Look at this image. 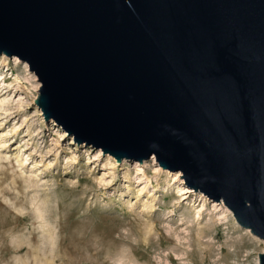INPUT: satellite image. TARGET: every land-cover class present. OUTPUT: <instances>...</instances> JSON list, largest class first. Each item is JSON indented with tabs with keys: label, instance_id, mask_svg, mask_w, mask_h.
I'll use <instances>...</instances> for the list:
<instances>
[{
	"label": "water",
	"instance_id": "1",
	"mask_svg": "<svg viewBox=\"0 0 264 264\" xmlns=\"http://www.w3.org/2000/svg\"><path fill=\"white\" fill-rule=\"evenodd\" d=\"M3 54L75 149L154 155L264 241V0H0Z\"/></svg>",
	"mask_w": 264,
	"mask_h": 264
},
{
	"label": "rangeland",
	"instance_id": "2",
	"mask_svg": "<svg viewBox=\"0 0 264 264\" xmlns=\"http://www.w3.org/2000/svg\"><path fill=\"white\" fill-rule=\"evenodd\" d=\"M41 85L0 55V264H258L264 241L155 156L72 146Z\"/></svg>",
	"mask_w": 264,
	"mask_h": 264
}]
</instances>
